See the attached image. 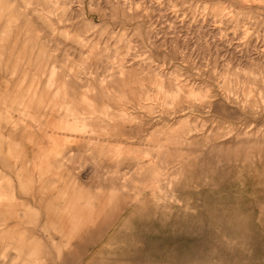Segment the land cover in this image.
I'll use <instances>...</instances> for the list:
<instances>
[{"label":"rangeland","instance_id":"1","mask_svg":"<svg viewBox=\"0 0 264 264\" xmlns=\"http://www.w3.org/2000/svg\"><path fill=\"white\" fill-rule=\"evenodd\" d=\"M0 264H264V0H0Z\"/></svg>","mask_w":264,"mask_h":264},{"label":"crops","instance_id":"2","mask_svg":"<svg viewBox=\"0 0 264 264\" xmlns=\"http://www.w3.org/2000/svg\"><path fill=\"white\" fill-rule=\"evenodd\" d=\"M45 97H43V98H37L38 100H41V99H44ZM29 105H31V104H29ZM28 107V106H27ZM49 140H53V136H49ZM64 194H66V197H67V199L65 200V206H67V205H72L74 208H73V210H75L76 212H79L80 211V209L82 208V205H81V200H82V198L84 197V196H86L87 195V193H85V194H69V192H68V190H67V188H65V190H63V194H62V196L64 195ZM65 206H63V208L65 207ZM62 208V209H63ZM76 218V217H75Z\"/></svg>","mask_w":264,"mask_h":264}]
</instances>
